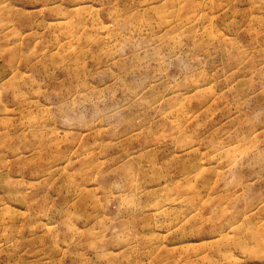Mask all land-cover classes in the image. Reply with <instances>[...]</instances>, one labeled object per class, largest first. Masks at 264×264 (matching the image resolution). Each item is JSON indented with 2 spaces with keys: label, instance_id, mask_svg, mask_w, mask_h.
<instances>
[{
  "label": "rangeland",
  "instance_id": "obj_1",
  "mask_svg": "<svg viewBox=\"0 0 264 264\" xmlns=\"http://www.w3.org/2000/svg\"><path fill=\"white\" fill-rule=\"evenodd\" d=\"M0 264H264V0H0Z\"/></svg>",
  "mask_w": 264,
  "mask_h": 264
}]
</instances>
